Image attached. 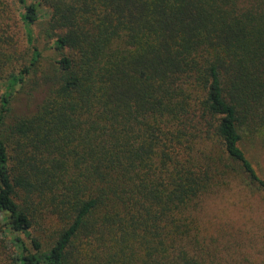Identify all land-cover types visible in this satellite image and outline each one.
I'll return each mask as SVG.
<instances>
[{
	"label": "trees",
	"instance_id": "obj_1",
	"mask_svg": "<svg viewBox=\"0 0 264 264\" xmlns=\"http://www.w3.org/2000/svg\"><path fill=\"white\" fill-rule=\"evenodd\" d=\"M15 1L28 56L0 76L13 264H207L203 203L230 217L246 212L247 189L264 198L246 153L264 147V0ZM43 18L51 88L6 125ZM45 213L61 223L48 246L32 233Z\"/></svg>",
	"mask_w": 264,
	"mask_h": 264
},
{
	"label": "rangeland",
	"instance_id": "obj_2",
	"mask_svg": "<svg viewBox=\"0 0 264 264\" xmlns=\"http://www.w3.org/2000/svg\"><path fill=\"white\" fill-rule=\"evenodd\" d=\"M4 6L2 20L4 25L3 42L0 41V76L6 75L13 66L23 64L28 56L21 22L18 18L20 8L15 0H1ZM243 4V3H242ZM47 25L46 19L33 26L36 44L41 50V57L35 70L29 75L25 84L17 90L11 99V112L6 118V125L16 117L34 113L37 106L44 100L51 88V80L46 78L53 73V61L57 57L50 43L40 33ZM2 31V30H1ZM16 42V44H15ZM16 47V56L8 57L5 53L11 46ZM16 57V59H15ZM12 63V64H11ZM2 89L0 88V93ZM256 144V145H255ZM246 147V153L258 175L264 179V147L255 143ZM249 195L248 208L239 212V207L231 206V214H217L214 201L204 202L199 213V221L205 241L202 243L206 251L203 259L207 264H264V198L259 190L247 189ZM245 193L242 192L244 196ZM236 201V200H235ZM244 213V214H243ZM61 225L50 214L35 216L32 233L43 245L48 246L53 231ZM13 245L0 233V264H13L10 258Z\"/></svg>",
	"mask_w": 264,
	"mask_h": 264
}]
</instances>
